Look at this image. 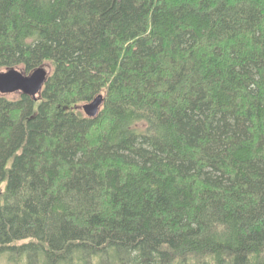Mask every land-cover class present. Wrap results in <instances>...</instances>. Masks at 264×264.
<instances>
[{"label": "trees", "instance_id": "obj_1", "mask_svg": "<svg viewBox=\"0 0 264 264\" xmlns=\"http://www.w3.org/2000/svg\"><path fill=\"white\" fill-rule=\"evenodd\" d=\"M45 64L0 94V259L264 264V0H0V71Z\"/></svg>", "mask_w": 264, "mask_h": 264}, {"label": "water", "instance_id": "obj_2", "mask_svg": "<svg viewBox=\"0 0 264 264\" xmlns=\"http://www.w3.org/2000/svg\"><path fill=\"white\" fill-rule=\"evenodd\" d=\"M49 72L41 65L30 73H24L15 67L0 71V94L22 93L36 99L48 77ZM103 103V95L98 94L90 102L81 105V110L88 117L98 114Z\"/></svg>", "mask_w": 264, "mask_h": 264}, {"label": "rangeland", "instance_id": "obj_3", "mask_svg": "<svg viewBox=\"0 0 264 264\" xmlns=\"http://www.w3.org/2000/svg\"><path fill=\"white\" fill-rule=\"evenodd\" d=\"M43 66L46 68V70H47L48 72L51 71V68L49 67V65L45 64V65H43ZM16 68H17V67H16ZM17 69L23 72V70H22L20 67H18ZM1 71H2V70H1ZM17 95H18V93H12V94H9L8 96H10V97H15V96H17ZM0 264H8V263L5 261L4 258H1V259H0Z\"/></svg>", "mask_w": 264, "mask_h": 264}, {"label": "bare ground", "instance_id": "obj_4", "mask_svg": "<svg viewBox=\"0 0 264 264\" xmlns=\"http://www.w3.org/2000/svg\"><path fill=\"white\" fill-rule=\"evenodd\" d=\"M96 251V250H95Z\"/></svg>", "mask_w": 264, "mask_h": 264}]
</instances>
